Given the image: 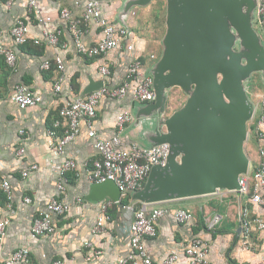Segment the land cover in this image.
Here are the masks:
<instances>
[{
  "label": "crops",
  "instance_id": "crops-1",
  "mask_svg": "<svg viewBox=\"0 0 264 264\" xmlns=\"http://www.w3.org/2000/svg\"><path fill=\"white\" fill-rule=\"evenodd\" d=\"M98 1L101 5V16L127 31L120 47L107 57L110 62V77L107 84L117 86L122 82L133 57H137L141 62V72L152 77L163 55L165 36V32L161 36L159 27L152 26L160 14L161 5L152 6L153 2L157 1L156 4H163L164 8H162L166 16L165 0H152L144 6L130 7L127 3L132 0ZM38 3L39 13L32 15L29 23L30 36L41 38V33L45 30L49 32L59 30L61 36L56 47H50L44 43L36 46L30 41L20 47L13 45L9 30L18 19L26 18L24 0H15L10 8L6 7L5 0H0V27L3 30V42L16 56L14 69L8 68L3 59H0V181L9 182L13 195L12 208L15 210V214L10 216L6 235L0 242V264H3V260L18 248H26L34 264H51L54 261H62L65 264H117L118 258L127 252L129 246L132 214L118 206L114 207L111 209V218L106 232L98 236L91 234L99 204L108 199L91 200L93 185L84 177V163L95 159L96 152L93 141L87 137L86 128L82 127L79 136L65 147V157L76 161L80 176L76 178L74 174H70L66 190L60 195L55 191V182L61 160L56 159L48 149L50 139L47 136V130L56 118L59 107L65 100L83 96V93L96 85L99 80L97 68L101 62L100 59H88L78 55L65 23L59 18V11L64 7L69 9L74 17H79L83 9V1L38 0ZM250 18L252 29L258 36L261 46L264 47V34L258 25L256 5L251 10ZM99 37V27L90 22L83 38L84 42L93 45ZM233 49L238 50V42ZM56 56H60L63 61L64 80L61 91L58 94H52L51 88L57 77L56 71L54 68L43 71L40 65L43 60L52 61ZM261 73L264 74L263 71ZM16 84H24L31 91L41 93L42 102L35 107L19 110L10 101ZM170 89H167L165 94ZM259 93H264V83ZM138 104L140 103L134 102L130 95L121 101L102 100L97 107L93 124L96 134L102 138L112 136L117 115L129 109L133 121L126 126L122 141L125 145L146 144L148 135L144 130L150 122L149 118L145 114H139V111L141 112L142 108L148 104H140L141 108L136 107L140 106ZM164 116L165 112L159 117L163 119ZM160 129L162 132L165 131L164 126H160ZM19 131H23L24 134L19 135ZM62 134L63 128H59L57 135ZM248 134L249 137L253 136L251 130ZM21 147L25 150L24 155L17 157L16 150ZM247 158L250 167L257 161L256 144L253 158L251 157V160L248 156ZM29 165H36L37 170L31 172L28 177L22 178L21 171ZM217 194L223 195L224 192L218 191ZM52 196H57L59 200L65 202L69 206L68 212L60 217H52L55 230L52 235L35 236L31 232L33 218ZM25 197L31 199L29 204L23 203ZM77 199L81 201L77 202ZM127 199L128 204H133L130 197ZM180 201L156 204L170 210L184 209V206H194L195 209L194 214L184 209L191 216V222L188 225H178L171 215L158 220L156 236L144 242L148 255L155 262L161 261L172 249L182 251L190 237L198 236L208 241L209 260L212 264H260V257L264 254L262 235L253 236L254 251H244L239 242L238 219L235 223H232L233 220L230 219L222 229L213 228L208 231L207 222L214 216H218L220 218L218 223H220L222 217L216 214L210 219L203 218L205 228L199 227L198 212L205 214L202 215L204 217L209 214L206 203L199 198H191L181 203ZM134 204L137 207L143 203L135 202ZM6 215L8 210L0 192V217ZM88 241H91L94 248L100 251L99 258L88 260L89 251L83 246ZM179 264H185L184 259H181Z\"/></svg>",
  "mask_w": 264,
  "mask_h": 264
},
{
  "label": "built area",
  "instance_id": "built-area-1",
  "mask_svg": "<svg viewBox=\"0 0 264 264\" xmlns=\"http://www.w3.org/2000/svg\"><path fill=\"white\" fill-rule=\"evenodd\" d=\"M15 0H5V5L10 8ZM83 9L79 17H74L69 9L61 8L59 18L66 25L67 31L75 52L81 57L100 59L97 68L99 80L102 86L84 96H76L65 100L57 110V116L51 127L47 130L50 139L49 151L56 159H60L55 182V191L58 195L65 192L69 182V175L74 174L79 178L78 164L71 158L65 157V147L79 136L82 127L86 128L87 137L93 141L96 158L91 162L84 163V177L91 184H101L107 181L113 182L120 191V202L111 200L99 204L98 215L95 224L91 229L93 236L106 232L107 224L110 222L111 209L118 206L128 210L132 214L129 228V241L127 252L118 258L117 264H179L184 259L185 264H212L209 260L210 246L208 241L198 236H192L187 244L178 251L175 249L166 253L164 258L155 262L147 253L144 242L148 238L156 236V223L164 216L171 215L178 225H188L191 216L184 209L170 210L157 206L156 204H135L122 205L123 199L129 198L131 194L142 189L149 172L153 166H164L169 156V146L161 144L150 148L142 147L135 143L124 144L122 134L127 125L132 121V114L129 109L120 112L115 119V130L109 138H102L96 134L93 127L96 118L97 107L104 99L118 100L125 99L128 95L134 102L150 104L155 100L153 90V79L151 76L141 72V62L133 57L128 64L126 74L122 82L117 86H109L107 81L110 77L109 54L118 49L126 37L127 31L122 27L113 25L110 21L101 16V5L98 0H82ZM25 19H18L9 30V37L13 45L24 46L29 41L40 46L44 43L50 47L59 44L61 32L59 30L41 33V38L30 36L29 23L32 15H38V0H24ZM256 16L258 25L264 34V0H257ZM39 22H42L39 20ZM96 24L100 29L99 40L88 45L84 42L89 23ZM65 47V45H63ZM0 58L6 66L14 69L16 56L12 49L7 48L3 42V30L0 27ZM41 70L48 71L54 68L56 79L52 85V94L61 91L64 80V66L60 56L52 61L43 60ZM10 101L19 109L26 110L35 107L42 102V94L31 91L24 84H16L13 87ZM253 114L247 124V131L253 133L256 141L257 161L249 166L246 174L238 177V194L232 193L238 200V225L240 228L239 242L244 251H254L252 243L253 236L262 235L264 240V93L259 95L257 103L253 106ZM63 128V134L57 135V130ZM19 131V135H23ZM24 148L16 150V156L24 155ZM37 170L36 165H29L21 171V177L26 178L31 172ZM0 192L5 198L8 215L0 217V242L4 239L10 216L15 214L12 208V189L7 180L0 181ZM245 199V203L242 200ZM77 199V202H80ZM31 199L23 198L24 204H29ZM69 206L59 200L57 196L48 199L44 208L33 218L31 232L35 236H50L54 233L52 217H60L68 212ZM220 218L214 216L206 224L208 231L212 230ZM89 252L88 260L100 257V251L94 248L91 241L83 245ZM3 264H34L30 253L26 248H18L3 260ZM51 264H65L62 261H54ZM260 264H264V254L260 257Z\"/></svg>",
  "mask_w": 264,
  "mask_h": 264
},
{
  "label": "water",
  "instance_id": "water-1",
  "mask_svg": "<svg viewBox=\"0 0 264 264\" xmlns=\"http://www.w3.org/2000/svg\"><path fill=\"white\" fill-rule=\"evenodd\" d=\"M151 1L132 0L127 5ZM165 2L164 51L152 74L155 100L139 114L155 122L153 146L167 144L169 156L164 166L151 168L144 186L135 192V202L158 204L222 190L238 194V177L249 168L244 142L254 110L243 82L253 72H264V47L250 18L257 2ZM101 86L98 81L83 96ZM175 87L191 91L190 97L180 110L161 119L165 91ZM92 191L91 200L120 202V191L111 181L93 185Z\"/></svg>",
  "mask_w": 264,
  "mask_h": 264
},
{
  "label": "rangeland",
  "instance_id": "rangeland-1",
  "mask_svg": "<svg viewBox=\"0 0 264 264\" xmlns=\"http://www.w3.org/2000/svg\"><path fill=\"white\" fill-rule=\"evenodd\" d=\"M157 2H153L154 4L152 7H157L158 5H161L160 10H159L160 14H158L159 16L154 21L152 26L154 27L155 25L156 27H159V33L162 36L165 32V12L163 9L164 8L163 4H159V3L156 4ZM261 72L262 71H256V72L251 73L252 75L250 74V76L243 82V87L245 90L246 97L248 101L252 104V106L256 105L258 97L259 95H261L259 91H261V88H263L264 74ZM190 94H191V91H185L179 87L171 88L169 92L166 94L165 111H164L165 118L163 119H167L174 112L180 110L186 103L187 99L190 97ZM136 107L141 108L142 105L136 106ZM155 125H156L155 122H150L148 124V127L145 128L144 132L147 131L146 134L148 135V138H146V141H145L146 144H143L142 146L144 147L147 146L146 148H150L154 145V142H155L154 131L156 129ZM255 144H256L255 138L253 136L249 137V134L247 133V139L244 142V152L246 156L250 158V160H251V157L253 158ZM252 165L254 164L252 163ZM223 192H224L223 195L214 194V195L193 197V198H199L202 202L204 201L209 210V214L207 216L205 217L202 216L205 214H203L201 211L198 212V216H202L205 219L209 217L210 219L214 215L217 214L222 217L220 223H218L214 227V229L216 230L222 229L223 225L225 226L229 222L230 219L233 220L232 223H235L236 220L238 219V200L237 198L232 193H225V191ZM131 196L134 199V200H131V202L135 203L136 201L135 198H137L136 193L131 194ZM131 196H130V199H131ZM188 199H191V198L182 199L180 203L183 201H187ZM242 203L243 204L245 203V199L242 200ZM229 207H232L231 208L232 210ZM183 208L186 209L189 213L194 214V209H195L194 206H191V207L184 206ZM196 210H197V207H196Z\"/></svg>",
  "mask_w": 264,
  "mask_h": 264
},
{
  "label": "trees",
  "instance_id": "trees-1",
  "mask_svg": "<svg viewBox=\"0 0 264 264\" xmlns=\"http://www.w3.org/2000/svg\"><path fill=\"white\" fill-rule=\"evenodd\" d=\"M1 59V58H0ZM2 60V59H1ZM3 61V60H2ZM1 62V61H0ZM144 185V184H143ZM1 196L3 197V195H2V193H1ZM3 199L5 200V198L3 197ZM128 204V199L126 198V199H123L122 200V202H121V206L122 205H127ZM117 207V206H116ZM115 207V208H116ZM198 219H199V227H203V228H205V226H204V222H203V217L202 216H199L198 217ZM216 233H217V231H215Z\"/></svg>",
  "mask_w": 264,
  "mask_h": 264
}]
</instances>
